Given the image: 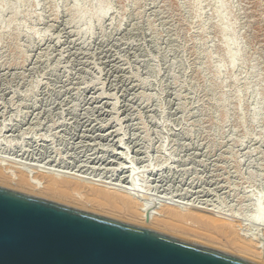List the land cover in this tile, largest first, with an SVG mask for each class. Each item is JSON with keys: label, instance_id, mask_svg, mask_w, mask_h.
<instances>
[{"label": "rangeland", "instance_id": "1", "mask_svg": "<svg viewBox=\"0 0 264 264\" xmlns=\"http://www.w3.org/2000/svg\"><path fill=\"white\" fill-rule=\"evenodd\" d=\"M5 124L0 156L56 160L48 167L112 184L119 163L169 160L164 196L247 224L264 195V0H0V131ZM152 229L262 264L207 232Z\"/></svg>", "mask_w": 264, "mask_h": 264}, {"label": "bare ground", "instance_id": "2", "mask_svg": "<svg viewBox=\"0 0 264 264\" xmlns=\"http://www.w3.org/2000/svg\"><path fill=\"white\" fill-rule=\"evenodd\" d=\"M105 15V12L101 14L102 17H104ZM115 106L113 107L114 109ZM23 120H26V118L23 117ZM26 124H29V120L26 122ZM13 125L14 124H12V126ZM10 126V124H5L4 127L1 128L0 134L12 132ZM30 134L32 133L30 132L24 135L29 136ZM117 135L121 136V134ZM2 136L6 137L5 135ZM43 137H40V142H48L45 141V137ZM22 139L25 143L26 140H33L35 138L23 136ZM137 140L140 141L139 139ZM143 140H145V138ZM33 141L34 143H36L38 142V139ZM122 142L115 143V147L123 150L133 149L132 153H135L137 156L147 155V152H142L140 151V149H137L138 145L135 144L133 148H130V146H126L128 143H124L122 145ZM14 143L15 142L13 141L10 142L9 146L18 147L19 144L20 147L24 146L23 143ZM130 143H134V140ZM25 152H28V150H25L24 153ZM111 153H113V151H111ZM123 154L124 156L121 157V155ZM2 156H0V185L2 186L6 187L7 185L10 186L12 190H19V192L23 191V193L25 194L30 193L32 195H39V197L40 195L46 194L45 196L58 199V201H66L65 204L69 203L73 206L75 204L84 208L86 207L85 209H87V207H90L91 210H97V212L104 211V213H108L105 214V216L111 214L110 216L114 215L123 219L124 221H131L132 224L135 223L140 227L142 226L151 229L152 226L156 225L160 227L170 228V230L172 229L174 231H180L184 234H188L191 232H195L196 234L207 232L208 235H205L206 233H204L205 236L203 237H207L206 239H208L209 242L216 243L218 241L223 242L222 240H225V243L223 245L227 249H231L234 252H237L236 254L243 253V255L246 254L252 256L255 260H257V263L264 264V195L263 197H261L258 204H254L256 206V213L253 215L252 219L244 220V222L247 223L245 224L243 223L242 219L227 214V212H223L221 210L219 211L214 208L206 209L204 207H198L191 204L175 201L172 200L173 197H166L167 195H170L169 193H165L166 196H164V192L166 190H162V188L165 187L162 183H165V181L163 180L167 175L163 176V174L164 169H167L166 164H168L169 160H166V162L157 166H145L146 163H149V156H147L145 159H139L142 161V163H144V166H139L140 168L129 167L123 163H119V166L117 165L118 167H116L113 172H108V174L112 173V178L116 176L114 182L116 181L117 183L112 184L104 180L109 179L107 178V176L101 178L100 180H94L90 179V177L86 178L78 175V177H75L76 175L70 173V171H59L54 170V167H48V165L54 166V162L56 163V160L52 161V165L50 164V161L46 162L43 159L42 162H39L37 161V159H29V157L25 158V155L23 154L22 159H26V161H28L26 163H22L21 160L20 162L13 160V158L10 159L8 156ZM118 156L121 158L118 159ZM113 157L114 159L118 160L125 159V163L126 160L130 159V155L128 153H120L118 151H115V153H113L112 158ZM44 162L46 163L44 164ZM131 163L134 165V157L131 158ZM131 168H133V170L132 173L129 174L131 172ZM67 169L69 168L67 167ZM126 170L127 172H125ZM125 173H128L129 176H123V174ZM192 197L193 196H190V198ZM200 210H205V212ZM206 211L218 215H224L228 219L235 220H233L232 222L228 221V219H224V221H221L220 219H216L217 217H213L217 215H213L208 212L206 213ZM87 212H89V209H87ZM196 230H200L203 232ZM241 231H243L244 234L240 235L239 232ZM200 238L202 237L200 236Z\"/></svg>", "mask_w": 264, "mask_h": 264}, {"label": "water", "instance_id": "3", "mask_svg": "<svg viewBox=\"0 0 264 264\" xmlns=\"http://www.w3.org/2000/svg\"><path fill=\"white\" fill-rule=\"evenodd\" d=\"M0 264L254 263L0 186Z\"/></svg>", "mask_w": 264, "mask_h": 264}]
</instances>
